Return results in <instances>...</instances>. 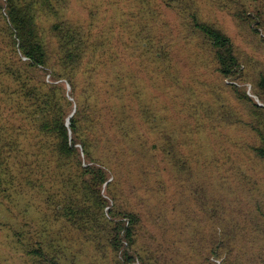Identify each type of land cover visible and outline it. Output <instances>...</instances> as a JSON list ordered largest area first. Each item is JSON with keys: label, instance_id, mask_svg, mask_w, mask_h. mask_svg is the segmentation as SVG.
<instances>
[{"label": "trees", "instance_id": "1", "mask_svg": "<svg viewBox=\"0 0 264 264\" xmlns=\"http://www.w3.org/2000/svg\"><path fill=\"white\" fill-rule=\"evenodd\" d=\"M138 1L141 7L128 40L113 45L94 36L83 23L63 18L51 0H0V197L9 205L32 191L39 194L51 204L61 224L63 221L83 233L93 248L103 253L105 264H132L136 259L140 264H209L210 254L221 259V264H264V196L256 199L253 210H248L250 206L238 209L245 212V222L228 221L223 194L208 174L193 170V157L197 158L198 152L186 150L191 131L203 126L205 113L210 117L217 108L214 115L220 123H248L249 127H244L251 138L247 149L257 161L264 162V104L224 81L245 80L244 70L253 75L259 62L257 53L234 42L216 21L202 18L198 0ZM214 2L228 11L247 41L263 52L264 37L258 22H252L261 12L250 8V4L256 8L259 0ZM154 3L160 8L152 6ZM160 3L173 12V22L165 19ZM46 11L55 14L56 20L45 37L39 18ZM128 43H132L131 48L137 44L132 58ZM180 46L190 53L188 63H201L216 74L219 80L211 82L219 89L204 79L198 82L199 86L202 81L203 87L181 81ZM142 54L149 56L154 86L168 83L171 92L175 84L182 91L174 96L167 91L165 104L158 100L163 112L156 106L141 108L140 125L149 126L151 138L137 133L132 100L135 84L131 65ZM62 80L70 85L71 94H76V109L71 115V101ZM253 85L254 92L264 98L262 73ZM172 110L179 114L178 121H164V112ZM138 144L145 158L135 153ZM163 170L170 178L167 184H163ZM120 179L138 182L142 193L153 200L156 192L177 185L179 200L165 204L164 211L162 205L156 208L162 219L160 234L173 238L176 247L169 245L168 239L162 240L159 233V241L148 244L145 235L156 233L146 225L148 205H137L132 200L137 193L130 183L131 195L123 191ZM147 181L156 192H150ZM169 181L173 184L168 185ZM102 184L112 188L111 206L100 193ZM193 186L198 190L192 197ZM240 202L244 205L245 200ZM198 208L205 221L203 228ZM27 245L33 264L66 263V257L47 256L44 247L49 244L34 240ZM198 248L206 254L201 256Z\"/></svg>", "mask_w": 264, "mask_h": 264}, {"label": "rangeland", "instance_id": "2", "mask_svg": "<svg viewBox=\"0 0 264 264\" xmlns=\"http://www.w3.org/2000/svg\"><path fill=\"white\" fill-rule=\"evenodd\" d=\"M3 1L4 0H1L2 3ZM51 1L53 5L60 10L59 14L63 18L67 17L71 20L83 23L86 27L88 26L87 28L94 36L101 37L103 40L113 45L118 44L119 40H128L127 37L130 35L129 29L131 25H134L139 8L141 7L138 0H61L59 3H57V0ZM198 1L201 6L200 13L202 18L216 21L231 35L234 42L244 49L249 48L253 53H257L256 55L259 62H257V66L253 67V75L249 73V70H244L245 80L237 81L224 78V81L236 84L240 90L244 91L246 95L250 96L255 102L260 105L264 104V98L256 94L253 89V84L257 83L259 74L262 73L264 75V60H262L264 55L261 54L264 53V51H258L259 49L256 48L251 41H247L245 33L236 25L226 9L216 6L214 0ZM261 1L262 0H259L260 4H257L256 8L252 7L253 4H250L251 7L248 5V7L254 9L255 13L261 12L254 17L252 22L253 24L258 22V30L264 37V2ZM58 4L62 6L58 7ZM152 6L159 7L156 3L152 4ZM160 6L162 7L161 10L165 13V19L173 22V12L164 4L160 3ZM46 12L47 13H42L39 18V28L43 36H45L44 33L46 34L48 31H52L51 26L56 20L55 14L48 11ZM135 27L137 28V25ZM99 30H101L100 33L96 32ZM131 45L132 43H128V56L130 58L134 57V47L137 44L132 46V48ZM251 46L257 50L253 49V47L251 49ZM179 48V51L177 50V58L180 60V62H178V67L182 82L185 81V83L191 84L194 87H203L202 81L198 86L200 80L204 79L205 82L209 83L211 79H218L215 73H209L207 69L205 70L204 67L200 66L201 63L199 65L198 62L188 63L186 57L188 59L190 53L181 46ZM141 57L142 60H140ZM148 58L149 56L147 57V55L142 54V56L138 55L132 62V77L134 80L133 84H135L132 100L136 104L134 106V116L137 133L144 132L148 135V138H151L150 136H152V134L149 126H146L145 123L140 125V115H142L141 108L146 105L160 108L157 104L158 100L164 104L168 102V97L166 96L168 83H164L165 87L160 86L159 88L152 84L153 78L150 73V65L148 66V61H150ZM45 77L49 79V74H45ZM62 83L65 87L66 95L71 101V115L76 109V94L74 95L73 92L71 94V87L66 81L62 80ZM210 84L219 89L217 83L212 81ZM170 88H172L171 92L168 91L170 95H172V93V96H174L175 93L182 94L181 89H177L175 84H172ZM225 89L222 90L227 92ZM154 94L155 98L153 97ZM180 103L179 105H181ZM232 104L238 106L235 102ZM161 111L163 112L162 109ZM216 112L217 108L214 109V113L211 114L210 117H206L205 113L204 125L200 126V129L194 127L197 130L191 131V141L187 142L186 150L190 148L198 152V157H193V170L197 168L202 171V175L208 174L207 178L210 177L209 180L211 179L213 181L215 188L223 194V203L225 204L224 215L226 219L232 221V223L238 222L242 224V222H245V212L240 213L238 209H247L248 206H250L248 210H253L255 208L253 204L256 199L264 196V162L257 161L250 155L247 149L251 138L247 129H244V127H247L248 123L242 121H235L232 124L229 122L220 123L218 122L217 115H214ZM175 113L176 112L173 110L169 114L164 112L163 120H168L169 122L178 121L179 114ZM169 122L167 123L174 128ZM186 126H182V128L179 126V128L181 130L186 129ZM1 130L2 125L0 122V131ZM178 136L181 138L182 135ZM0 137H2L1 134ZM169 137L172 136L169 134ZM138 146L139 147L135 149V153L145 158V156H143L145 152H143L142 146L139 144ZM77 147L80 149L79 144H77ZM80 157L82 162L85 163L86 159L82 154ZM139 164L144 166L143 160H140ZM142 170L143 169L139 166V171L141 172ZM161 175L163 177V184H167L166 181L170 178L166 176L164 170ZM111 179L112 176L109 175L108 180ZM128 180L129 179H120L119 185H121L123 191L131 195L129 188L130 183V187L137 193L132 197V200L137 201V205L142 208L143 206L146 208L145 205H148V215H145V217L147 216L146 225L149 231L153 230L156 232L150 233L156 236L159 233L162 240L166 241L168 239V244L176 247L177 242H173V238L160 234L162 219L161 214L156 208L162 205L161 210L164 211L165 204L178 201L180 189L177 185H174L172 181H169L168 185H173H170V187L167 186L165 190L156 192L157 189L150 186V182L147 181L146 185L149 184L148 188L151 189L150 192H156V198L153 200L142 193L143 189L139 188L140 184L138 182ZM197 190V187L193 186V189H191L192 197ZM100 193L111 206L113 204V199L111 197L113 194L112 188L108 190L102 184ZM151 193L149 195H151ZM226 194L231 197L226 196ZM239 199L245 200L244 205ZM158 200H160L161 204H158ZM156 204L158 205L156 206ZM232 207L237 208V211H232ZM104 210L106 211V208H104ZM198 211L200 228H203L205 221L199 208ZM143 221L144 218L142 219V222ZM60 222L61 220L54 213L51 204L39 194L36 195L33 191L27 196L13 199L9 205L0 197V264H33V257L27 253L26 248L28 246L27 243L29 244L34 240L39 241L45 246L49 244L48 247H44L47 256L55 254L59 257H66V263L64 264H105L103 253L96 251L83 233L73 230L71 226L65 225L63 221V225ZM150 233L145 235L148 238V244L155 245V242H157V240L159 241L158 236L154 237V235H150ZM181 238L184 239V237ZM181 238L178 242L180 247L183 245ZM201 245L204 247L203 243H201ZM205 250L207 252V249ZM198 251L201 253V256L206 254H203V248H198ZM208 261L209 264H221V259L211 254L209 255ZM132 264H140V261L136 259Z\"/></svg>", "mask_w": 264, "mask_h": 264}]
</instances>
